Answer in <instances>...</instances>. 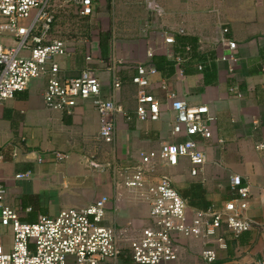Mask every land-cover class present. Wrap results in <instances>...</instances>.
<instances>
[{
    "label": "crops",
    "instance_id": "0c3cea01",
    "mask_svg": "<svg viewBox=\"0 0 264 264\" xmlns=\"http://www.w3.org/2000/svg\"><path fill=\"white\" fill-rule=\"evenodd\" d=\"M107 1L102 0L103 7ZM128 4L143 12L133 14L131 20L119 18L122 21H114L113 26L110 17L100 12V21L95 22L99 28L91 39L79 46L65 41L71 55L56 59L60 78H77L81 70L90 68L102 83L103 95L122 106L124 114L117 117L113 142L100 139V119L91 100L78 101L70 115L53 110L43 101L47 79L31 81L27 90L0 103V184L6 190V204L30 208L22 221L33 222L39 215L56 217L67 209L84 208L105 195L110 203L104 222L127 241L151 227L147 199L161 176H169L178 193L195 202V211L221 209L234 199L231 182L239 176L250 187V207L244 216L252 228L236 238L224 233L226 247L218 251L215 264L264 259V153L254 149L264 142V0H129ZM166 34L195 40V56L180 55L176 43L166 45ZM229 41L237 44L239 57L230 77L228 65L217 61L215 52ZM149 48L154 54H147ZM171 53L182 58L180 64ZM139 63L157 71L146 89L162 110L156 122H139L136 117L138 88L132 79ZM115 74L121 81L117 90ZM231 85L240 96L229 92ZM168 94L191 106L207 105L215 115L212 139H198L206 164L193 177L188 159H180L175 167L159 160L144 190L127 191L122 187L123 170L139 166L140 155L157 150L162 139L175 140ZM254 117L259 122L256 129ZM55 153L68 159L58 162ZM20 173L29 176L16 180ZM119 194L121 202L115 205ZM202 247L200 240L183 239L178 259L165 264H205ZM117 264H133L128 251Z\"/></svg>",
    "mask_w": 264,
    "mask_h": 264
},
{
    "label": "built area",
    "instance_id": "2783aa9c",
    "mask_svg": "<svg viewBox=\"0 0 264 264\" xmlns=\"http://www.w3.org/2000/svg\"><path fill=\"white\" fill-rule=\"evenodd\" d=\"M102 7V0H0V103L27 90L31 81L47 79L43 92L45 106L70 115L78 101L91 100L100 119L99 137L111 144L117 117L124 114L122 106L103 95L102 83L90 68L81 70L77 78H60L56 59L70 56L71 51L65 41L53 37L57 16L62 11L68 9L75 17L98 23ZM164 43L174 45L173 35L166 34ZM237 48L235 42L229 41L215 50L216 60L228 65L229 77L234 76L239 64ZM149 50L148 55L154 54L152 48ZM170 55L177 64L181 63V57ZM90 60L91 56H87L86 61ZM135 69L132 82L138 88L137 120L156 122L162 110L146 89L157 71L142 63ZM120 86L121 81L115 74L113 88L117 90ZM229 92L240 96L235 85L229 87ZM168 99L167 112L173 116L171 137L175 140L162 139L157 150L140 155L139 166L123 170L122 187L127 191L144 190L148 174L159 160L175 167L185 158L190 163L191 176L196 177L203 171L206 156L198 139H212L216 117L207 105L191 106L174 94H168ZM258 125L254 117L252 127L256 129ZM254 149L264 153V142L256 143ZM54 159L65 161L68 155L55 153ZM28 176L29 173H20L15 179ZM231 190L235 198L224 203L221 209L211 206L195 211L178 193L170 177L163 175L147 199L151 227L125 241L116 227L104 222L110 203L108 196H101L81 209L64 210L56 217L39 215L34 222H25L22 218L31 209L7 205L5 187L0 184V264H117L125 251L133 264H165L178 259L177 250L183 239L202 241V261L215 264L218 251L226 247L224 233L236 238L252 228L251 221L244 216L250 207V187L235 176ZM120 202L119 194L114 204ZM253 264H264V259Z\"/></svg>",
    "mask_w": 264,
    "mask_h": 264
},
{
    "label": "rangeland",
    "instance_id": "374dc122",
    "mask_svg": "<svg viewBox=\"0 0 264 264\" xmlns=\"http://www.w3.org/2000/svg\"><path fill=\"white\" fill-rule=\"evenodd\" d=\"M123 2L127 4L124 6ZM128 2L129 0H108L106 7H102L100 12L106 13L110 17L112 26L114 25V21L116 23L122 21L119 20V18H129L131 20L133 14L139 15L143 12L140 9L134 10L132 6L128 4ZM129 6L130 8H128ZM101 16L102 15L99 14L97 19H100ZM98 28L99 26L96 25V23L94 24L88 20L75 17L68 9H66L57 16V20L53 29V36L54 38H61L68 43L70 42V44L74 46H79L82 41L90 40L91 36H93L92 32Z\"/></svg>",
    "mask_w": 264,
    "mask_h": 264
},
{
    "label": "trees",
    "instance_id": "16d2710c",
    "mask_svg": "<svg viewBox=\"0 0 264 264\" xmlns=\"http://www.w3.org/2000/svg\"><path fill=\"white\" fill-rule=\"evenodd\" d=\"M85 20H88V21H90V22L95 24V21L93 19H85ZM175 43L177 44L176 50H177V52H179L180 55H183L184 57H188V58H193L195 56V50H193V48L195 46V40H187V38H185V37H180L178 39H175ZM178 46H181V48H183V50H179ZM185 48H188L189 50L186 51ZM200 68L202 70V67H200ZM184 197L189 200V202H188L189 206L191 208L195 209V202L194 201L192 202L188 198V195H186V193H185ZM207 209L208 208H205L203 210L202 209L201 210L197 209V210L198 211H204V210H207Z\"/></svg>",
    "mask_w": 264,
    "mask_h": 264
}]
</instances>
